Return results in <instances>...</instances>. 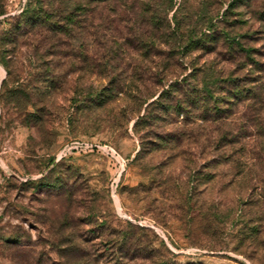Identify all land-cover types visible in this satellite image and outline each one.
Instances as JSON below:
<instances>
[{"label": "trees", "instance_id": "obj_1", "mask_svg": "<svg viewBox=\"0 0 264 264\" xmlns=\"http://www.w3.org/2000/svg\"><path fill=\"white\" fill-rule=\"evenodd\" d=\"M254 1L232 0L218 16L211 14L209 3L199 0L194 8L186 4L189 0H24L14 14H9V0H0V66L5 71L0 79V122L17 114L23 125H42L51 101L65 92L67 82L87 105L102 106L120 98L127 105L121 110V120L132 121L131 130L138 140L132 162L149 177L148 183L138 184L135 190L156 200L155 189H160L162 199L175 200L179 208L206 210L208 229L225 223L217 205H207L201 198L200 185L226 170L230 182L248 175L252 180L254 163L248 169L238 154H245V147L236 148L246 128H232L230 118L233 105L263 97L264 61L255 58L252 48L242 47L240 37L246 33L237 30L242 20L228 21L227 12L240 4L250 7ZM222 19L225 22L219 26ZM220 37L227 45L239 47L227 48L226 58L220 57L236 63L234 71H224L215 62L221 53L215 48ZM192 50L216 53L215 60L191 64L185 72L178 59ZM251 68L255 80H247ZM85 77L104 83L95 86L92 80L82 85L80 79ZM263 135L264 131L258 133ZM185 142L199 143L202 153L209 150L205 156H213L198 170L189 171L184 182L166 167L181 155ZM157 152L165 155L163 162L151 160ZM253 158H264V149ZM59 161L52 158V168L45 175L21 184L32 185L38 194L70 191L68 171ZM255 190L246 188L242 204L247 210L238 215L244 234L247 223L243 219L254 207ZM87 215L90 223L94 221L111 237L106 241L112 264H127L136 258L150 264H177L175 254L155 235L148 239L126 230L114 232L105 219L99 221V215L90 211ZM66 241L57 245L66 259L61 264H95L90 246ZM82 248L84 254H80Z\"/></svg>", "mask_w": 264, "mask_h": 264}, {"label": "rangeland", "instance_id": "obj_2", "mask_svg": "<svg viewBox=\"0 0 264 264\" xmlns=\"http://www.w3.org/2000/svg\"><path fill=\"white\" fill-rule=\"evenodd\" d=\"M23 1L9 0V14L17 13ZM197 1L189 0L186 4L194 8ZM199 1L209 3L211 14L218 13V16L232 2ZM262 12L264 0H255L250 7L240 4L232 13L227 12V16L228 21L242 20L237 29L239 33H246L240 37L242 47L252 48L255 58L264 61V15L259 17ZM222 22L225 20L218 25L222 26ZM215 48L217 53L221 52L215 61L219 67L234 71L236 63L221 58H226L227 48L239 47L227 45L220 37ZM215 54L192 50L179 57L178 62L186 68L185 72H189L191 64L208 63L215 60ZM66 67L68 65L63 70ZM252 70L247 74V80L256 79ZM4 76L5 71L0 66V79ZM92 80L95 86L104 83L103 79L95 77L90 80L85 77L80 82L84 85ZM69 88L72 85L67 82L65 92L57 94L51 101L42 125H23L21 115L17 114L0 122V264H61L66 259L60 255L57 245L67 243V238L90 246L95 264H112L106 241L111 237L99 230L94 221L89 222V211L94 216L99 215V221L105 219L110 223L114 232L126 230L134 237L143 235L148 239L155 235L175 254L177 264H264V158H253L264 149V135L258 136L264 131V95L261 99L232 106V128H246L240 137L242 143L236 148L245 147V154L237 152L248 169L254 163L252 180L248 175L230 182L231 176L226 170L219 172L207 185H200L201 198L207 205L216 204L227 220L208 229L206 210L197 212L179 208L175 200L162 199L160 189H155L158 192L155 193L156 200L149 193L135 190L138 184L148 183L149 177L132 162L138 140L131 130L132 121L126 123L120 117L126 102L114 98L102 106L87 105L83 95L75 94ZM200 148L199 143L185 142L181 155L166 167V171L185 182L189 171L198 170L213 156H205L209 150L202 153ZM52 158L54 162L60 160L62 168L68 171L70 191L56 195L38 194L32 185L21 184L45 175L52 168ZM164 158L165 155L157 152L151 160L163 162ZM248 186L256 187V190L254 207L243 219L247 223L244 234L239 229L243 222L239 224L238 215L247 210L242 202L247 198ZM229 206L232 210L227 212ZM63 223L68 227L66 230L62 229ZM139 228L150 229V232ZM84 250L82 248L80 254H84ZM125 263L150 264L142 258Z\"/></svg>", "mask_w": 264, "mask_h": 264}, {"label": "built area", "instance_id": "obj_3", "mask_svg": "<svg viewBox=\"0 0 264 264\" xmlns=\"http://www.w3.org/2000/svg\"><path fill=\"white\" fill-rule=\"evenodd\" d=\"M109 150H110L114 155H118L117 152H116L114 149L109 148ZM60 157H61V155H60ZM60 157H58V158H60Z\"/></svg>", "mask_w": 264, "mask_h": 264}, {"label": "water", "instance_id": "obj_4", "mask_svg": "<svg viewBox=\"0 0 264 264\" xmlns=\"http://www.w3.org/2000/svg\"><path fill=\"white\" fill-rule=\"evenodd\" d=\"M2 79V78H1Z\"/></svg>", "mask_w": 264, "mask_h": 264}]
</instances>
